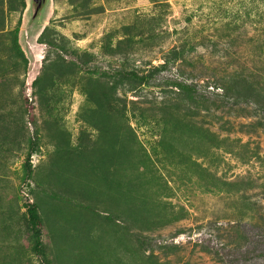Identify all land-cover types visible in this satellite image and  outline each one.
<instances>
[{
    "label": "rangeland",
    "instance_id": "1",
    "mask_svg": "<svg viewBox=\"0 0 264 264\" xmlns=\"http://www.w3.org/2000/svg\"><path fill=\"white\" fill-rule=\"evenodd\" d=\"M25 5L0 0V264H41L32 252L30 204L43 217L42 239L53 264H59L62 235L77 225L72 217L86 207L118 219L91 222L93 246L116 250L125 224L153 239L156 251L146 257L156 264H233V235L243 238L233 234V224L240 222L252 254L234 264H264V0H53L44 46L33 42L26 50L31 76L39 80L28 94V65L13 45ZM49 40L54 47L42 43ZM89 68L101 72L91 75ZM154 68H160L155 81L132 90L116 73ZM177 79L194 83L197 98L181 100L166 87ZM97 85L96 101L115 115L107 110L96 117L88 92L98 91ZM231 85L250 103L225 100L220 89ZM173 107L188 125L228 139L229 148L210 149L188 130H174L175 124L164 138L162 116ZM104 120L105 133L94 127ZM110 129H116L111 142L117 150L127 148L130 160L150 157L152 172L162 178L160 190L138 188L135 199L125 198L123 177L137 173L124 152L111 163L100 155L97 142L104 137L108 144ZM130 129L137 145L123 137ZM33 133L40 149L24 184ZM192 162L200 168L190 173ZM111 173L119 175L114 183ZM243 177L256 182L245 198L212 180ZM83 247L75 254L83 256Z\"/></svg>",
    "mask_w": 264,
    "mask_h": 264
},
{
    "label": "trees",
    "instance_id": "2",
    "mask_svg": "<svg viewBox=\"0 0 264 264\" xmlns=\"http://www.w3.org/2000/svg\"><path fill=\"white\" fill-rule=\"evenodd\" d=\"M21 26H22V22L20 24L19 31L16 32L15 34V37H14L15 42L13 45L18 55H20V57L23 59L25 64L27 63L28 65V60L26 59V56L20 47L19 39H18ZM41 38L39 40V43L41 41ZM42 43L45 44L48 48H52L55 46L53 41H50V40L47 42H42ZM175 58L176 57H174L172 61H176ZM169 62L170 60L168 61V63ZM164 65H166V63ZM85 71L91 75H98L101 72L99 68H93V69L85 70ZM116 73L120 77H122V81L125 80L126 82H128V85L131 87L130 90H132L133 88L151 85L152 82L155 81V77L160 73V68H154L149 71L142 72V73H138L137 71H123V70L116 71ZM38 82L39 80L35 81L33 83V87L34 85H37ZM243 82L246 84H249V82L247 83L245 79H243ZM165 85H167L166 87L171 88V91L176 93L178 97L182 98L181 100H183L184 98V101L194 100L195 98H197L199 94L198 87L194 85V83H189V81L187 80H183V81H180L178 79L175 81L167 80L165 82ZM233 86L234 85L222 87L220 89V91L222 92L221 96L225 100H230L229 97L233 98V103L236 105H239L240 102H243L245 104L250 103L251 100H249L248 98L249 95L244 96L243 94L238 93V95L236 96L234 92L235 90L238 89V87L236 86L234 89ZM96 89L97 90L99 89V85L96 86ZM246 90L249 92H254V90L252 91L251 89L250 90L246 89ZM246 90L244 88V91ZM99 91L100 89L96 92H92V91L88 92L89 94L88 96L90 100L92 101L93 104H95V107L97 109V112H95L96 117L98 115H107L106 111L109 110L101 106L99 102L96 101L97 93ZM232 92H233V96L231 94ZM191 102L196 106L198 105L197 101L196 102L191 101ZM123 104H124V107L127 106L125 101H123ZM176 108L177 107L175 108L173 107L172 109L170 108L166 109L164 116H162V123L167 124L165 132H164V138H165L166 132L170 133V131H168V125L172 124L174 126L175 124L174 130L176 129H178V131L188 130L189 131L188 133H190V136L193 139L204 142L205 144H207V146L209 145L210 149L214 150V149L229 148L227 147L228 139L219 140L217 136H215L214 134L213 135L209 134V131L204 132L201 127H197V126L193 127L192 125H188L185 122V120H181L179 118V115L182 111L180 110L178 111V109ZM112 113L113 112L109 110L108 112L109 115H115L114 113L113 114ZM26 114L27 116H29V111L26 112ZM142 118L145 119L143 116ZM106 126L107 124L105 123V120H104V121H99V124L98 123L95 124L94 127L96 128L97 131L101 130L105 133L107 132ZM114 130L116 129H110L111 133L108 134V138L110 139V141L108 144L104 142L105 138L101 137L99 138L97 142V146L99 148L100 155L102 157H105L110 163L113 162L117 151L119 153L120 152L125 153L127 158L125 159L124 162L129 163L133 161L132 164L134 165L133 167L137 175L135 176L129 175V176L123 177L125 179L124 180L125 191L123 193L125 195V198L135 199L133 197V194L137 192L138 188H140L139 191H143V190H146L147 188H151L150 186H152V188H157L160 190L159 181L162 178L158 174H154L152 172V165H150L151 164L150 157L147 156L146 154V155H143L142 158L136 157L135 160H130L132 158H128L127 148L117 150L118 143L111 142L113 136H115V134L113 133ZM124 132H125L123 134L124 139L126 141H130L131 145H137L139 143L138 142L139 140H137V137L133 134L131 129L130 131L125 130ZM39 149H40L39 135L38 133H33L32 136L29 138V150L26 156L25 164L23 165V172H24L23 183L24 184H27L28 182H30L33 177L32 157L39 152ZM140 160H141V163H140ZM192 165L194 168L189 169L190 173H192L191 171L195 169L198 171V169L200 168V166L194 162H192ZM111 175H112L111 181L114 183L119 175L118 173H113V174L111 173ZM105 178L107 180V177ZM212 180L215 182L221 183V185L214 183V187L216 188L220 187V189L229 187L231 189L230 190L226 189L227 191L233 192L235 196L242 195L243 198H245V194L243 192L256 187L255 186L256 182L253 181L251 178H247V177L237 179L233 181V183L232 182H221V180H217L216 178H213ZM119 186H123V183L121 182ZM259 187L264 189V186L262 184L259 185ZM120 188L123 190L122 187ZM158 193L160 194L161 192H158ZM50 195L52 197H57L56 195H53V194H50ZM245 200H246L245 203L248 201H251V199H247V198ZM69 202L71 201L69 200ZM83 211H84L83 215L74 214L75 216L72 217V219H74L77 216L74 220V222L77 225H75L72 230H67L65 232L66 234L62 235L61 245L59 246V249L57 250L58 254L56 255L57 256L56 259L59 262V264H75V262H78L79 264H156V262L152 260L154 258L152 255L149 257H146V253L154 254L156 251L153 246V239H150L141 233H134L132 229L125 224L121 226V229L123 231H122L121 238L118 241V244H117L118 247H116V250H114V247H110V248L103 247L102 245L104 244H101L98 247L93 246L94 238L91 235V229H90L91 222L96 221L97 224H100L99 220L106 219L109 222L110 221L116 222L117 224L118 219L113 214H111V216L110 215L101 216L99 214H96V212H94V210L90 207H86V209ZM86 214L87 215L90 214L89 217H87ZM26 216H27L28 223H29L28 229H29L30 241L32 245V252L37 257L42 259L41 264H53L51 262L52 260L48 259L46 251H45V247H44V243L42 239L43 238L42 226L44 224V220H43L42 215L40 214L38 206L36 204L28 205L26 208ZM182 219L183 218L176 217V218H173V221H180ZM239 225H241L240 222H236L235 224H233V234L236 233L238 237L240 238L243 237L242 240L240 241V240H236V238H234V235H233V264L240 260L239 256H241L243 260H246L252 254L251 251H248V246H249L247 245L249 243L248 236L247 234L245 235V232L240 231ZM261 235L262 237L264 236V231H261ZM263 242H264V237H263ZM66 243L69 246V249L65 248ZM241 245L246 247L245 253L243 252L244 248H242L243 246ZM79 246H84L83 250H85V253L83 256H78V254H75L74 252V250L76 249L77 250L81 249V248H78ZM133 246L135 247L133 248ZM119 247H121L120 248L121 250L120 249L118 250ZM120 251H122V253H119ZM260 256H264L263 251L260 252Z\"/></svg>",
    "mask_w": 264,
    "mask_h": 264
},
{
    "label": "water",
    "instance_id": "3",
    "mask_svg": "<svg viewBox=\"0 0 264 264\" xmlns=\"http://www.w3.org/2000/svg\"><path fill=\"white\" fill-rule=\"evenodd\" d=\"M26 4V11L24 14L23 25L19 32V44L28 60V78L26 82L27 94L32 91L33 83L37 77L31 76L32 74V59L30 58L29 51L31 50V43L39 44V47L44 45L39 43L41 36L47 28L50 16L53 11V0H24ZM24 44V47L22 44ZM22 45V46H21ZM26 48V49H25ZM42 49V48H40ZM36 77V78H35Z\"/></svg>",
    "mask_w": 264,
    "mask_h": 264
}]
</instances>
